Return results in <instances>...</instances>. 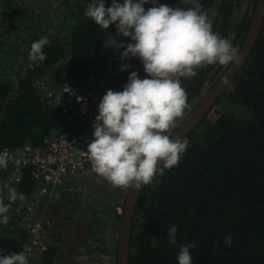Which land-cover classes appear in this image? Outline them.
<instances>
[{"label":"trees","instance_id":"trees-1","mask_svg":"<svg viewBox=\"0 0 264 264\" xmlns=\"http://www.w3.org/2000/svg\"><path fill=\"white\" fill-rule=\"evenodd\" d=\"M159 2L173 7L177 0ZM256 2L198 0L213 30L231 39L238 49L249 30ZM191 6L186 4L184 8ZM25 9L17 0H0L1 15L10 16L16 26L36 21L38 27H34L41 29L27 34L23 42L28 63L22 74L0 79V151L24 145L41 147L52 132L70 130L65 115L48 104L35 88L37 80L46 78L52 86L59 87L63 83L82 84L89 75L111 72L120 82L130 72L144 70L138 59L131 58L126 61L131 68L120 71L119 56L124 49H106L105 40L112 36L125 44L131 41L117 36L114 25L100 28L84 16L83 8L76 12L71 7L68 13L79 22L70 23L58 33L52 30L53 20L48 17L52 8L44 10L42 5V22ZM7 27L11 32L12 26ZM43 36L50 41L44 48L47 60L37 67L29 60V51L31 43ZM228 66L207 65L197 69L195 77H178L187 91V103L191 105ZM83 121L77 120L76 128ZM185 138L189 146L179 166L166 169L154 186H145L138 196L129 264H178L179 246L190 242L196 245L191 253L193 264H264V22L240 72ZM8 173L0 170V197L6 202L8 191L2 182ZM37 187L29 171H24L19 183L10 186V190L24 193L26 201L18 211L19 201L13 204L10 222L0 225V249L6 254L25 251L31 242L23 218ZM70 203L74 206L78 201ZM170 225L179 228L175 245L168 242ZM226 236L232 237L231 247L224 243ZM51 240L33 263L54 264L59 251L55 245L59 244L58 234H52Z\"/></svg>","mask_w":264,"mask_h":264},{"label":"clouds","instance_id":"clouds-1","mask_svg":"<svg viewBox=\"0 0 264 264\" xmlns=\"http://www.w3.org/2000/svg\"><path fill=\"white\" fill-rule=\"evenodd\" d=\"M89 0L84 16L100 28L114 25L116 35L130 43L111 36L105 47L123 48L119 59L120 71H127L131 58L143 66L145 78L136 71L130 72L122 91L107 90L97 106L98 114L93 124V139L87 154L93 171L111 183L114 188H129L139 192L144 186L155 185L157 177L165 170L178 167L189 141L172 140L167 134L177 118L184 115L188 95L177 77L191 78L197 69L207 65L241 62L239 49L229 38L213 30V24L198 0H180L191 7H172L159 0ZM145 5H150L147 9ZM50 44L48 36L31 43L29 60L39 67L47 60L44 48ZM65 92L71 93L67 86ZM78 102L84 98L76 97ZM8 157L0 153V169H6ZM23 207L24 193L11 189L7 202L0 197V225L10 220L13 204ZM179 228L170 225L168 242L177 243ZM224 243L231 247L232 237ZM195 243L179 246L178 264H193ZM0 264H28L25 251L5 253L0 249Z\"/></svg>","mask_w":264,"mask_h":264},{"label":"rangeland","instance_id":"rangeland-1","mask_svg":"<svg viewBox=\"0 0 264 264\" xmlns=\"http://www.w3.org/2000/svg\"><path fill=\"white\" fill-rule=\"evenodd\" d=\"M17 3L22 9L28 6L29 8L26 7L28 9L25 10L31 16L37 15V20L41 18V22L45 20L42 5L44 4V10L52 8L48 11V17L50 21L53 20L52 30L58 33L61 29L69 27L70 23L79 22L74 19L75 16L68 13V10L72 7L76 12L81 10L79 8L85 11L89 0H17ZM110 3L111 0H107L106 7L110 6ZM175 3V7L181 5L180 0ZM35 22L27 26L25 24L16 26L17 23L10 16L4 17L0 12V79L11 76L17 78L24 71L28 62L23 42L28 38L27 34L33 35L36 30H41L34 27L37 26ZM8 25L12 26L11 32ZM39 27L42 26L39 24ZM6 31L9 33L7 34ZM223 72H220L219 77ZM216 80L215 78L211 85L191 103L182 117L177 118L174 127L167 134L170 135L178 127ZM127 189L114 188L110 182L94 171L72 177L48 207V217L54 228L49 233V237L57 233L59 242L55 244L59 251L54 264H116V247L121 221L118 216L122 215ZM73 200L78 201L74 206L70 203ZM41 207L44 208L42 202ZM93 232L99 235L91 236L90 233ZM30 262L28 264H35L33 261Z\"/></svg>","mask_w":264,"mask_h":264},{"label":"built area","instance_id":"built-area-1","mask_svg":"<svg viewBox=\"0 0 264 264\" xmlns=\"http://www.w3.org/2000/svg\"><path fill=\"white\" fill-rule=\"evenodd\" d=\"M139 74L142 79L146 76L144 70ZM115 77L116 74L105 72L103 75L85 77L82 84L63 83L59 87L52 86L46 78L37 80L35 88L48 104L65 115L70 130L52 132L44 139L41 147L24 145L16 150L0 151L8 157L7 168L0 169L9 172L2 182L7 191L12 184L22 180L24 171H29L31 178L38 184L36 192L28 201L23 218V226L32 236L25 248L28 262L40 258L51 244L49 233L54 228L48 217V207L53 203V198L57 197L73 176L93 171L92 161L86 152L93 139L97 106L107 90L122 91L127 83V77L121 78L120 82H116ZM67 86L72 89L71 93L65 92ZM78 96L84 98L85 102H78ZM79 119L84 121L76 128Z\"/></svg>","mask_w":264,"mask_h":264},{"label":"water","instance_id":"water-1","mask_svg":"<svg viewBox=\"0 0 264 264\" xmlns=\"http://www.w3.org/2000/svg\"><path fill=\"white\" fill-rule=\"evenodd\" d=\"M264 22V0H257L252 13L251 24L240 47L241 62L238 65L230 64L222 73L214 85L201 97L197 104L187 114L183 121L170 134L172 140L185 139V137L197 126L205 114L216 102L235 79L246 62L253 45ZM145 187V186H144ZM143 187V188H144ZM142 188V189H143ZM142 189L137 192L127 189L125 203L122 209L121 221L119 224V235L117 242L116 264H129V243L133 214L138 196Z\"/></svg>","mask_w":264,"mask_h":264},{"label":"crops","instance_id":"crops-1","mask_svg":"<svg viewBox=\"0 0 264 264\" xmlns=\"http://www.w3.org/2000/svg\"><path fill=\"white\" fill-rule=\"evenodd\" d=\"M176 4V3H175ZM176 6V5H175ZM175 6H173V7H175ZM179 7H183L184 8V4H181V5H179Z\"/></svg>","mask_w":264,"mask_h":264}]
</instances>
